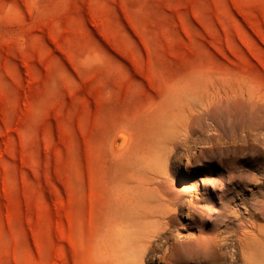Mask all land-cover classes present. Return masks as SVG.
<instances>
[{"label":"rangeland","instance_id":"rangeland-1","mask_svg":"<svg viewBox=\"0 0 264 264\" xmlns=\"http://www.w3.org/2000/svg\"><path fill=\"white\" fill-rule=\"evenodd\" d=\"M207 105L222 145L166 163ZM263 146L264 0H0V264H264ZM160 177L205 200L141 258ZM228 218L226 261L178 257Z\"/></svg>","mask_w":264,"mask_h":264},{"label":"bare ground","instance_id":"bare-ground-1","mask_svg":"<svg viewBox=\"0 0 264 264\" xmlns=\"http://www.w3.org/2000/svg\"><path fill=\"white\" fill-rule=\"evenodd\" d=\"M194 97L195 96H193V98L191 97V99L193 100ZM220 103H221V101L218 104H220ZM222 105H223V103H222ZM239 107L241 108V106H239ZM208 108H209L208 105L204 106L203 114H202L201 118L205 121L206 127L212 131V132H210L211 134L209 133V135L204 136L202 131H199L200 129L194 128L193 123L192 124L187 123V124L183 125L182 135L178 139L174 138V139L170 140V148L168 149V151L166 152V154L163 157L166 163L173 162L174 164H176L178 166V168H179L180 163L184 159L188 163L192 157V147H191L192 143H193V145H195L197 142L198 143L200 142L202 145H204L203 147L210 146L212 149L217 148L220 145H222V140H221L222 137H221V135H219V129H218L220 126L219 124H220L221 117L217 116L220 119V120H218V118L214 115V113L211 112L212 110L209 111ZM232 117H233L232 114L229 113V115L224 117L225 120H223V121H228L229 123H231ZM118 133H119L118 136H120L121 135L120 133H122V131L118 132ZM126 135H127V133H125L124 135L122 133V137H124ZM233 135H234V132H233ZM259 135H260V133H258L256 141H258L260 143ZM127 136H128L127 138H129L130 134H128ZM124 138H126V137H124ZM124 138H123V141H120L119 139H115L114 144L111 143L112 145H114L112 147H114L116 149V151L120 150V149L122 151V149L124 150L126 148V146H128L127 144H125ZM130 139H131V136H130ZM233 139H234L233 137L230 138V140H233ZM129 140L127 139V142ZM112 141H113V139H112ZM213 141H215V142H213ZM263 148H264V146H263ZM121 151H119L118 154ZM181 151H184V152L180 153ZM114 154H116V153H114ZM165 165L167 167L168 164H165ZM188 168L189 167L187 166V174L189 175L190 173H189ZM178 181H179V179H178ZM191 183L192 184L186 186L185 189L179 188V189L175 190L177 188V186L172 185L171 181H169V179L160 177V179L157 181V183H155L153 185L154 187L156 186L155 191L160 194L158 197H159V200L163 204H162L161 210L150 211L148 213H143L140 216L141 219H144V220L153 219L154 224H155V226H153L154 227L153 230H149L147 227H145L143 229H140V231L138 233L139 240L144 244V248H143L142 253H141V258H144L146 255L151 254L150 253V247L152 246L153 242H161L162 244H167L169 242V237H168L169 229H168V227H170V225H172L173 221L179 216L180 213L183 212V210H185V209L187 210V216H190L194 220H198V216H197V214H195L196 212H198V207L196 206V203L201 202L205 199L200 200L198 198V196L197 197L191 196L189 200H185V197L188 196L190 192L198 195V184H197L198 182H196L195 177L193 179L191 178ZM204 187H206L205 184H204ZM259 187H260V185H259ZM157 189H159V190H157ZM242 214L240 212L239 213H233L232 217L236 218L238 216H241ZM250 215L254 218H257L259 216L254 212L251 213ZM243 227L244 226L242 224H239V225L233 224L232 225L230 218H228L227 220L222 219L221 224L219 225V229L215 232V234H213L211 236V238L205 237L204 235H206V234L204 233V231L201 230L198 233V237L200 238L199 240L202 239V241H200V242L198 241L192 247H190L188 249H184L181 252L178 251L176 254L178 255V257L180 259H184L186 256L189 255L190 252L195 254V255L204 256L207 258L208 257H214V256H216V254H218L219 259L226 261L227 260V253L224 252V248L228 242L229 236L228 235L225 236L224 234L242 233L243 236H245V232L243 230ZM145 231H147V232H145ZM238 239L240 242L241 238L239 237ZM167 257H172V255H168ZM152 259H154V258H152ZM160 259H162V257L159 255L158 260H160ZM231 259H233V258H231ZM157 264H158V262H157Z\"/></svg>","mask_w":264,"mask_h":264}]
</instances>
